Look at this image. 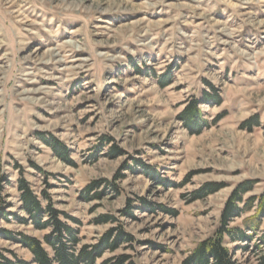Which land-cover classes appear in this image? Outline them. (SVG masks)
<instances>
[{"label": "rangeland", "instance_id": "rangeland-1", "mask_svg": "<svg viewBox=\"0 0 264 264\" xmlns=\"http://www.w3.org/2000/svg\"><path fill=\"white\" fill-rule=\"evenodd\" d=\"M207 83L221 103L199 105L208 125L191 134L179 117L210 93ZM40 135L59 140L72 165ZM19 179L78 221L70 223L77 248L113 227L96 225L98 215L118 217L129 199L150 202V211L136 204L133 219L118 217L136 243L97 263L125 254L135 264H183L218 228L237 184L254 181L246 199L264 191V0H0V207L8 213L0 229L40 239L49 230L13 217H27ZM102 180L118 194L102 188L101 200L84 201L83 189ZM205 184L221 189L195 199ZM226 246L237 264H257L245 244ZM0 252L31 264L3 236Z\"/></svg>", "mask_w": 264, "mask_h": 264}, {"label": "trees", "instance_id": "trees-1", "mask_svg": "<svg viewBox=\"0 0 264 264\" xmlns=\"http://www.w3.org/2000/svg\"><path fill=\"white\" fill-rule=\"evenodd\" d=\"M166 81L162 83V87L166 85ZM210 93H203L201 100L192 99L182 110L179 119L184 123L188 132L191 134H200L208 125L207 121L199 116L198 107L202 104L221 103L219 93L216 89L207 83ZM249 124V123H247ZM41 140L50 147V150L56 157L65 163L72 165L69 160L68 149L56 138L49 137ZM110 144V141L108 142ZM110 154L113 158L118 157L121 153L117 148L111 147ZM136 166L143 170L148 178L154 179V173L150 172V167L134 160ZM36 170H38L37 167ZM126 167L124 170H129ZM116 180V178H114ZM254 181L246 180L237 184L231 191L226 200L220 214V222L218 228L207 239L205 238L198 243L192 252L184 259L183 264H237L234 259V253L226 246L227 243L236 244L237 250L241 244H245L244 249H248L252 255L256 256L257 264H264V227L262 221L264 218V191L259 195H252L246 198L244 196L251 192ZM102 188H105L114 194H118L114 181H94L89 183L84 189V201L101 200L103 198ZM101 189V190H100ZM220 190V186L205 184L199 190L195 191V199H201L206 195L215 193ZM17 190L19 192L18 201L20 202V210L27 216L25 218L13 215L16 222L20 224H30L35 230H49L42 238L37 239L25 235L23 233H13L0 229V236L6 240L19 244L23 249L27 250L31 256V264H98L97 261L104 253H114L121 246L126 245L131 248L136 241L130 233L126 232L119 223L118 217L133 219V211L137 210L136 204H140L141 209L150 211L152 204L142 198L136 201L130 199L126 202L123 209L119 211L118 217L113 215H98L94 219L96 225L111 224L113 227L104 232L93 245H82L77 248L80 239L78 231L71 224L79 225L78 221L53 207L52 201L44 191L40 192L41 200L31 190L30 185L24 180L19 179L17 182ZM2 187H0V194ZM161 212L166 214H174V211L167 210L162 207ZM254 209L252 215L243 217L238 225L232 227L230 222L236 218H240L243 213H247ZM159 210V209H158ZM4 207H0V219L7 220ZM71 223V224H70ZM249 244H252L250 246ZM250 247V249H249ZM0 264H28L25 261L14 257L10 260L3 256L0 252ZM99 264H135L131 260V256L121 254L116 257L103 260Z\"/></svg>", "mask_w": 264, "mask_h": 264}]
</instances>
